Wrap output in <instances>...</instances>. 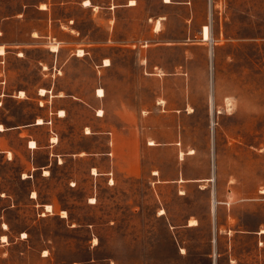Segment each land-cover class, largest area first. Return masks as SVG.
<instances>
[{
  "label": "rangeland",
  "instance_id": "374dc122",
  "mask_svg": "<svg viewBox=\"0 0 264 264\" xmlns=\"http://www.w3.org/2000/svg\"><path fill=\"white\" fill-rule=\"evenodd\" d=\"M174 1L0 0L2 75L27 117L42 86L77 97L53 101L50 175L24 169L18 137L0 156V264H264V0Z\"/></svg>",
  "mask_w": 264,
  "mask_h": 264
},
{
  "label": "crops",
  "instance_id": "0c3cea01",
  "mask_svg": "<svg viewBox=\"0 0 264 264\" xmlns=\"http://www.w3.org/2000/svg\"><path fill=\"white\" fill-rule=\"evenodd\" d=\"M172 2H173V0H171L170 2H165V3H172ZM174 2L182 3L183 1L178 0V1H174ZM130 5H133V4H130ZM159 30H161V29H159ZM159 30H156V31H159ZM201 33H202V31H201ZM146 45H148V43ZM209 47H210V43H209ZM143 50H145L146 56H148L147 51L149 49L146 47V49H143ZM53 51H58V49L53 50ZM138 51H140V50H138ZM3 54H0V62L2 61L1 56ZM152 63H153L152 67L154 69L159 68V66L157 65L156 62H152ZM104 66H107V65H104ZM137 82H139V81H136V84H137ZM165 82L166 81L163 80V81H160L158 84L164 85ZM142 84L143 83H141L139 86H142ZM180 84L182 86H187V87L194 86L190 80L181 81ZM159 86L160 85H158V87ZM40 88L46 89L45 94L39 93ZM40 88L37 91V94L39 96L36 97L35 99H37L38 109H40L41 112L36 113L34 116L27 117V115H26L27 111L24 107V104L29 102V99H31L32 97L30 95H28L26 88H23L20 86L16 87V88L15 87H13V88L8 87L6 75H2V70H1V65H0V124H2V126H3L2 129H0V156L2 157L3 160H6V161L13 160L14 158H16V154H19V152L15 149L14 140L17 137L22 139V140H20L22 147L27 152V154H29L31 157L30 161L27 160V164L24 167V169H26V171L30 170L31 173L33 172V174H34V171L36 172V170H38V169H40L39 172L42 173V172H44L45 167L51 168L54 163H56V166L59 164L58 160H59L60 154L56 150L58 141H57V139H55V141H54V139H51V138H53L52 136L54 133L53 129H52V121H53L54 115H57L58 117L65 116L66 115V108L64 105L53 106V101L56 100V98H60L63 96L77 99V97L74 93H69L67 95H63L62 90L55 93L53 90V82H52V84H49L48 86H42ZM20 90H23L24 95H19ZM95 94H96L95 95L96 97H98V98L101 97V96L97 95V93H95ZM102 96H104V95H102ZM159 100H162L163 102H159ZM43 101L46 104L49 102V106H46V110H44V111H43V106H44ZM84 102L90 103V104L93 103V101H89V100L84 101ZM60 109H63L65 111V115H63V116L58 115V111ZM151 109H153V110L157 109L156 113H158L157 115H159L157 117H161L164 114V112L167 110L165 98L163 97V98L155 100L154 103L152 104ZM176 110H178V108ZM146 111H147V109H146ZM148 111H149V108H148ZM188 112H190V110H188ZM99 116H101V115H99ZM39 117L42 118V120H43L42 123L37 122V118H39ZM149 117H153V115H147V117H144V118H149ZM49 124H50V128L48 127ZM42 125H44L49 130V133L46 135V141L44 143H39L38 139L32 135V131H33V128L38 127V126H42ZM155 134H154L155 137L159 135V133L158 134L155 133ZM30 140L35 141L34 147H31L29 145ZM150 140H152L153 143H149ZM150 140L148 141L149 146L155 145V139L151 138ZM156 140H158V138ZM42 152H44V154H45L44 162H39V160H37V159H39V156ZM110 153H111V151H110ZM194 153H195V150H194ZM194 153H187V154L192 155ZM179 154H180V152H179ZM181 158H182V156H181ZM137 165H138V161L132 160V159H123L122 163L120 164V166L122 168H127V169L132 168V167H137ZM161 166L162 165H160V164L153 165V167H157V168H159ZM46 170H49L47 175H50L51 170L50 169H46ZM42 174L44 176H46L44 173H42ZM157 174H159V172ZM157 174H154V175H157ZM20 176H21V174H20ZM26 177H29V175ZM26 177L21 176V178H23V179ZM163 213H165V212H163ZM163 213H159V215H161ZM259 233L261 234L264 232H259Z\"/></svg>",
  "mask_w": 264,
  "mask_h": 264
},
{
  "label": "bare ground",
  "instance_id": "6f19581e",
  "mask_svg": "<svg viewBox=\"0 0 264 264\" xmlns=\"http://www.w3.org/2000/svg\"><path fill=\"white\" fill-rule=\"evenodd\" d=\"M165 2H170L171 0H164ZM85 5H89L90 4V0H84V2H83ZM130 4H134L135 3V0H130V2H129ZM41 7H42V5H41ZM43 8V7H42ZM155 24H156V26L157 27H159L160 26V18H158L156 21H155ZM51 49L52 50H56L57 49V47L56 46H52L51 47ZM5 52V50H4V47H3V45H1L0 44V54H3ZM77 54L78 55H82L83 54V50L82 49H79L78 50V52H77ZM210 55H211V50H210ZM109 64V60L108 59H105L104 60V65H108ZM45 92H46V89L45 88H40V91H39V93L40 94H45ZM24 94V92H23V90H20L19 91V95H23ZM97 95H99V96H102V95H104V91H103V89L102 88H98L97 89ZM212 112H213V102H212V97L210 96V113L212 114ZM58 115H60V116H63V115H65V111L63 110V109H60L59 111H58ZM98 115H101V110H99V112H98ZM37 122L38 123H42L43 122V120H42V118H37ZM211 124H213V122H211ZM2 124H0V129H2ZM51 139H54V141H55V137L54 138H51ZM149 143H153L152 141H149ZM29 145L31 146V147H34L35 146V141L34 140H30V142H29ZM189 153H192V152H194V150L193 149H190L189 151H188ZM180 154H182V151H181V153ZM93 171V173H96V170H95V168H93L92 169ZM154 173H157V171H153ZM44 173H48V171L45 169L44 170ZM36 196V193L35 192H32V197H35ZM91 201H94V200H91ZM214 207H215V200H214V198L212 197V200H211V210H212V213H214ZM46 209L47 210H51V206L50 205H46ZM162 212H163V210H161ZM63 216H65V214H63ZM197 222H196V220L195 219H190L189 220V224H196ZM3 227H6V224L5 223H3ZM261 232H264V229H262L261 230ZM2 240H5V235H2Z\"/></svg>",
  "mask_w": 264,
  "mask_h": 264
},
{
  "label": "snow or ice",
  "instance_id": "6c2138e0",
  "mask_svg": "<svg viewBox=\"0 0 264 264\" xmlns=\"http://www.w3.org/2000/svg\"><path fill=\"white\" fill-rule=\"evenodd\" d=\"M45 175H47V173H45ZM46 255V254H45Z\"/></svg>",
  "mask_w": 264,
  "mask_h": 264
}]
</instances>
